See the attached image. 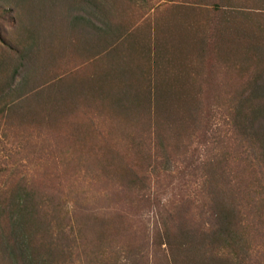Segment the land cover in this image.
<instances>
[{
    "label": "rangeland",
    "instance_id": "rangeland-1",
    "mask_svg": "<svg viewBox=\"0 0 264 264\" xmlns=\"http://www.w3.org/2000/svg\"><path fill=\"white\" fill-rule=\"evenodd\" d=\"M57 1L59 2V0ZM226 1L134 0L144 9L146 4L150 6V8H146V13L140 16L138 23L146 33L147 31L150 33L151 44L148 46L143 41L141 45H138L136 52L139 51L137 54L141 55L139 60H135V55L130 60L127 57L121 58L123 63L117 60L120 65L115 67L114 71L118 73L115 80L122 82L121 88L127 91L131 82H136L138 87L133 92L130 91L133 94L132 99L128 97V94L121 99L120 106L118 103L120 99L109 97L110 102L112 100L116 102V104L114 103L116 109L110 105L105 108L108 112V114L106 113L108 119H123V126H130L128 128L130 136L125 137L126 132L119 128L122 125H118L116 134L119 137H115L114 140L122 143L123 147L129 151L133 149L135 153L132 156L138 155L147 161L145 166L148 169L147 177H151V186L150 189L142 193L132 187L129 189L121 187L118 181L104 184L105 186L101 185L103 178L100 171L93 167V163L86 161L88 160L86 152L82 153L79 147H75L80 143L76 134L81 132L82 126L85 131L91 132L95 127L94 121L97 125L104 124V115L100 113L103 110L98 109L96 105L92 107L87 101L81 104L76 94L72 98H66L63 104L67 110L63 113L62 110L56 109L54 106L53 96L56 94L50 93L51 95H49L47 93L49 88L60 90L65 78L70 73H77L79 76L76 77L79 79L83 77L80 73L83 75L87 73L89 74L87 80L91 82L92 72L97 70L101 72L103 67L106 68L110 65L114 67V64H110L113 55L112 59L122 56L117 52L119 49L115 46L116 44L110 46L106 40L100 39L101 32L98 31L100 34L97 32V27L104 32L106 28L100 21L99 14L97 16L98 12L92 9L91 5H88L86 1L79 2V0L71 4L68 14H64L68 17L65 19L66 23H62L60 19L61 26L58 22L57 24H46V19L42 22L44 29L41 32L49 41L54 39L63 41L62 37H66L68 29H75L74 32L81 39L79 43L76 41L78 51L74 52L70 60H67L68 53L67 55L64 53V57L59 60L61 70L55 79L60 77V80L53 79L54 85H48L46 81L40 83L41 80H37V87L29 82L23 69L16 70L13 66L4 68V62L0 63V72H2L0 79L3 81L9 79L4 84L12 81L11 89L13 90L9 92V95L10 89L8 88L0 93V214L7 219V224L0 219V251L4 250V238H2L4 232L10 231L13 235L22 230L18 229V216L14 212V206L17 204L16 199L19 200V198L23 200L21 203H24L25 193L30 192V185L33 183L36 184V189L40 188L37 192L41 193L39 195L36 191H31V193L37 194L39 199L35 201V204L32 203L33 209L30 217L32 214L34 215L35 223H32V218H30V223L27 226L30 233L26 231L24 240L25 244L31 245L33 254L29 258L34 257L37 261L35 264H135L133 255H137L138 251L134 253L133 246H129L132 242H129L124 233L117 235L118 229L115 224H124L123 226L128 229L126 215H129L131 217L129 231H132L135 222L137 230L143 229L144 233L149 236L148 248L151 256L153 235L151 236L150 233L152 234L155 225L160 224L163 220H170L172 217H176L177 220L184 211L180 209L181 203L188 204L190 211L200 205V203L196 204L199 183L190 176L185 160L183 161L185 167L181 168L182 157L179 153L190 148L202 147L204 144L209 149L213 148L212 140L207 141L209 139L201 137V134L206 130L205 115L208 117L210 115L211 121L213 118L221 116V118L229 120V125L234 119L238 122L235 124L237 127L239 120L234 114L239 108L237 105L240 99L254 100L264 96V69L256 71L253 76L247 75L245 82L240 87L241 91L238 89L239 83L237 85V79H235L239 65L251 63L253 57L250 55L252 54L258 55L259 58L256 60L261 68L264 67V40L254 42L251 35L254 30L259 28L264 31V0ZM52 3L53 0H0V5L6 6L3 12H11L12 10L9 9L16 5L21 14L24 13L23 11L27 13L36 11L34 5L41 11L39 5L44 10ZM4 13L0 14V31H2L0 33V48L4 49L3 52L13 56L14 52L12 54L6 42H9L8 33L12 32L13 23L16 24V20L13 18V12L10 14L11 23L2 19ZM27 13L24 14L27 15ZM90 14L94 16L90 17ZM225 17H232L231 20L236 22L238 20V26L235 28L245 29L247 27L246 29L250 31L251 44L246 45L244 41L237 44L239 51L245 49L248 52L250 47L252 49L250 54L245 51L239 54L237 50V53H232L229 50H233L230 47L234 45L231 44L230 47H226L224 55L219 60L215 54V57L209 54L210 50L204 44H198L196 50L194 47L182 50L185 48L183 47L176 53L169 54L168 58L161 54L160 59L155 60L157 55L155 44L158 41L162 40L165 43V47L164 44L162 45L165 52L167 47L173 49L175 43L170 44L173 42L171 38L176 32L175 28L184 29L185 24L190 22L193 27L189 26V28L193 29L197 27L194 26L200 20L201 23L205 22L200 25L201 31L219 33L224 26H228V19ZM249 22L254 26H251ZM179 23L182 25L178 26ZM205 24L208 26L206 27ZM90 25L93 27L95 25L96 28H89ZM158 27L164 32V35L158 33ZM20 29L18 30L20 31ZM261 33L264 34V32ZM1 34L4 35L5 40ZM200 38L206 40L202 34ZM69 44L73 46L72 40L69 41ZM184 52L188 55L186 58L182 56ZM178 54L181 55L180 58H178ZM226 55L229 58H226ZM167 59H171L170 64L165 61ZM0 61H2V56H0ZM124 62L128 63L124 64ZM248 76L249 80H247ZM76 77L75 79H77ZM231 80L235 81V91L231 88ZM75 82L77 81L73 79L72 85ZM28 83L33 86L28 88ZM51 85L53 86L51 87ZM68 89H72V87H68ZM40 90L42 95L37 96L35 93ZM82 91L86 93H83L82 97L85 100L89 97L93 103L95 102L94 98L101 100L103 97L93 95L91 91H95L94 89L87 88ZM185 94L186 100L184 102L179 100L183 99ZM2 97L4 100L1 99ZM141 98H147L149 104L141 107V103L137 101ZM159 99L162 102L157 105ZM195 100H197V104L193 102ZM188 104H191L202 118L204 116V121L199 120L201 123L199 129L194 130L198 132L199 137L189 130L182 136L181 141L179 139L178 143L176 134L182 130L179 135L181 136L183 129L192 126L190 123L192 116L184 109ZM15 106L18 108H14ZM156 107L160 108L158 113ZM77 113L79 114L77 115ZM84 120L87 122L82 125ZM244 122L251 125L252 133L258 131L257 134L261 136V129L264 131V117L253 120L245 116ZM217 125H220L218 120L213 121L211 130L215 129ZM106 126L107 124L102 127ZM228 127L225 132L227 136L231 135ZM34 129L37 130L36 138H32ZM148 130L155 137L150 142L147 139L146 132ZM156 130H158L157 135L160 138L166 137L167 140L156 138ZM62 131L70 132L71 137L68 140L64 139ZM214 133L216 132L205 134L207 137ZM134 135L140 137L137 138L140 141L139 144L135 142ZM16 137L22 141L21 144L17 142ZM30 137L34 147L29 145L25 146L27 148L25 149L23 141L26 139L28 141ZM171 144L172 149L168 147ZM135 145L142 150L145 149L150 157H144L143 151L136 153ZM156 172H160V176H162L160 180L165 177L170 180L159 186L160 189H157L153 182ZM17 178L23 180L13 183ZM147 184L148 181L140 183L138 186L142 187ZM113 185L115 187H112ZM52 192L55 194L51 195ZM177 208L179 211L176 213ZM202 208H204L202 213L205 214L206 205ZM81 210L84 213L88 211L90 214L91 212H100L99 215L102 219L98 218V224L94 226L90 222L91 219L84 217ZM159 211H163V213L160 214ZM59 214H62L61 217L64 219L57 222L56 217H60ZM11 216H13L12 220L16 221L15 223L8 220ZM205 218L199 212L197 215L191 216L194 221L198 220L197 225L201 224V228L205 224L203 222ZM35 230L36 234L31 232ZM164 232L160 228V234L164 235ZM45 234L47 237H44ZM18 237L14 235L11 240H19ZM160 239L161 248L166 250L165 237ZM4 257H7V254H4ZM16 259L18 262L15 261ZM19 260L21 257L16 256L12 258V263L20 264ZM1 261L6 262L5 258H1Z\"/></svg>",
    "mask_w": 264,
    "mask_h": 264
},
{
    "label": "trees",
    "instance_id": "trees-1",
    "mask_svg": "<svg viewBox=\"0 0 264 264\" xmlns=\"http://www.w3.org/2000/svg\"><path fill=\"white\" fill-rule=\"evenodd\" d=\"M82 1H86L88 5H91L92 9L98 12L96 14L97 16L99 14V19L106 28L104 32L97 27V32H101V34L98 32L100 34V39L106 40L110 46L116 44L115 46L119 49L117 52L122 56L120 58L116 56L117 59H112L114 58L113 55L110 64H114V67L110 65L106 68L103 67L101 72H98V70L92 72L94 78L92 77L91 82L87 80L89 74L85 73V75H83L80 73L83 77L80 76L81 79H79L76 77L79 75L74 72L75 74L70 73V75L65 78L60 90L49 88L47 93L49 95L52 93L56 94L53 96L54 106L56 109L59 108L62 110L63 113L67 110V107L63 104L66 98H72L76 94L81 104L87 101L92 107L96 105L98 109L104 111L100 112L104 115V124L102 126L105 124H107V126L102 127L101 124L97 125L94 121L95 127L93 129L91 126V129H93L91 132L85 131L82 126L81 132L75 133L76 137L80 139V143L75 147H79L82 153L86 152V157L88 158L86 161L88 163H93V167L100 171L103 178L101 185L105 186L104 184H111V182L118 181L120 183L119 186L121 185V187L126 189L132 187L133 189H137L139 193H142L150 189L151 186V177H147L148 169L145 166L147 161L141 156H132L135 153L133 149L129 151V149L123 147L122 143L114 140L115 137H119L116 134L118 125H122V127L119 126V128L126 132L125 137L130 136V130H128L130 126H123V119H108L106 116V113L108 114L106 108L110 105L114 106L116 109V102L113 100L110 102L109 97L112 99H120L118 101L120 106L121 99L127 94L128 97L132 99L133 94L130 91L133 92V90L138 87L136 82H131L127 87V91H125L121 88L122 82L115 80L118 73L114 70L117 65H120L118 61L123 63L121 58L127 57L130 60L131 58L133 59L135 55V60H139L141 55L137 54L139 51L136 52V49L138 50L137 47L141 45V42L145 41L148 46L151 44L150 33L148 31L146 33L138 23L140 16L144 15L146 13V8H150V6L146 4L144 9L134 2V0H79V2ZM74 2H78V0H59V2L53 0V3L44 10H42V6L39 5L41 11L34 5L36 11L32 13L23 11L27 13V15L24 13L21 14L18 8H16V5L9 9L12 10L11 12L4 11L6 12L4 13L3 10L6 6L1 4L0 14L4 13L2 19L8 20L11 23L10 14L13 12V18L16 20V24L13 23L14 27L12 32L8 33L9 36L7 38L9 42H6L8 43L7 46L10 48L7 47V49L11 50L12 54L14 52L13 56L3 52L4 49L2 50V48H0V56H2V61H0V63L4 62V68L13 66L16 70L18 68L23 69L24 75L26 74L29 78V82L37 87V80H41L40 83L46 81L48 85H54L55 82L53 79L60 74L59 71L61 70L59 60L61 57H64V53L66 55L68 53L67 60H70L74 52L78 51L76 44L77 42L79 43L81 39L78 38L74 32L75 29H68L66 31V37H62V39H64L63 41H60V39L49 41L42 33L44 29L42 22L46 19V24H57L58 22L59 26L62 25L61 21L62 23H66L65 19L68 17L64 14H68V10H70L69 7L71 4H74ZM92 16L94 15L90 14V17ZM231 18L232 17H225V19H228V26H224V28L221 29L223 36L221 31H219V33H206V30L201 31L200 25L205 22L201 23L200 20V23L198 22L195 24L194 27L197 26L196 28H189L192 24L190 25V22H187V24L184 23V29L175 28L177 33L173 29L175 34L172 35L171 41L173 42L170 45L175 43L176 46L174 45L173 49L172 47H167L165 52V43L162 40H160L161 42L158 41L155 44L157 53L155 60L160 59L161 54L166 55V58H168L170 57L169 54L176 53L178 49L183 47L185 48L182 50H187L189 47H194L196 50L198 44H204L206 48L210 50L209 54L212 56L215 54L216 58L219 60L221 56L224 55L226 47H230L231 44L234 45L230 47L233 50H229L232 53H237L238 51L240 54L245 51V53L250 54L252 51L250 47L248 52L245 49L239 51V46L237 47V44L243 41L246 42V45L251 44L249 36L250 31L246 29L247 27H245V29L239 27L238 31V29L235 28V26H238V20L236 22L231 20ZM84 20L86 19L84 18ZM206 24L205 26L207 27L208 25ZM249 24L254 26L250 22ZM181 25V23L178 24V26ZM91 27L96 28L95 25L94 27L90 25L89 28ZM233 27L234 29H232ZM18 29H20V31ZM261 29L262 28H259L258 30H254L253 34L251 33L254 42L257 40H264V34L261 33L264 31ZM157 31L159 34L164 35V32L161 31L159 27ZM0 33H2V31H0ZM201 34L206 37V40L200 38ZM1 37L5 40L3 34H1ZM70 40H72L73 46L69 44ZM163 44L164 47H162ZM254 55H250V57H253L251 63L240 64L238 67L235 79H237V85L239 83V90L242 83L245 82V77L247 75L253 76L256 71L264 69V67H260L256 60L259 58L258 55ZM178 56V58L181 57L180 54H178ZM182 56L186 58L188 55L184 52ZM227 57L228 55H226V58ZM244 60L247 61V59ZM165 61L170 64L171 59ZM128 62H124V64ZM135 65H137V63H135ZM99 66H101V63H99ZM135 67L137 68V66ZM1 74L2 72H0V76ZM249 76L247 80H249ZM75 77L77 79H75ZM73 79L77 81L74 85H72ZM8 80L9 79H5L3 81L0 79V93H3V90L7 88L10 89L8 95L10 94L9 92L13 91L11 89L12 81L4 84V82ZM55 80H60V77ZM232 80L231 88L235 91V81ZM87 81L88 83H86ZM30 83L27 84L28 88L33 86L30 85ZM53 85H51V87ZM68 87H72V89H68ZM87 88L94 89L95 91H91L93 95L103 96L102 99L99 100L98 98H94V103L89 97L85 100L82 96L86 93L82 90ZM41 93L40 90L35 94L39 96L42 95ZM122 94L124 95L122 96ZM186 94L184 98L181 97L183 99L179 100L184 102L186 100ZM1 99L4 100L3 97ZM54 99L56 100L54 101ZM248 99L249 98L240 99L237 105L239 108L234 114L238 117L237 120H239L237 127L235 124L238 122L234 119L231 120L229 125V120L221 118V116L220 118H213L212 116L213 121L216 122L218 120L220 125H217L215 129L211 130L213 121L210 120V115L209 117L205 115L207 119L205 133H216H214V135L209 134L207 137L206 134L203 133L201 137L209 139L207 141L212 140V149H209L204 144L202 147L190 148L179 153L182 157L180 163L181 168L185 167L183 164L185 160L190 176L194 177L199 183L196 204L200 203V205L195 206L194 210L190 211L188 204L181 203L180 209L184 211L177 220L176 217H172L170 220H163L160 224L157 223L155 225L152 234L150 233L151 236L153 235L151 256L148 248L150 244L149 236L144 233L143 229L138 231L135 227V222L132 231H129L131 224V217L129 215H126L128 229L123 226L124 224H115V227L118 229L117 235L124 233L129 239V242H132L129 246H133V251L135 250L134 253L138 251L136 253L137 255H133L135 264H170V262H172V264H264V131L261 129V136L257 134L258 131L252 133L250 131L251 129L253 130L251 125H248L247 122L245 124L244 122L245 116L253 120L264 117V96L257 97L254 100ZM137 101L141 103V107H145L149 104L147 98L137 99ZM161 102L162 100L159 99L157 105H160ZM193 102L197 104V100ZM27 104L29 105V103ZM169 105L171 106L170 102ZM185 107L184 109L190 112L192 116L190 121L192 126L191 128L183 129V134L181 136L179 135L182 133V130L177 133L178 135L176 134V136H178V143L179 139L181 141L182 136L188 133L189 130H191V132L193 131L192 134L199 137L198 132L194 130L199 129V125L201 124L199 120L204 121V116L202 118L199 113L197 114V110L192 107L191 104ZM14 108L18 107L15 106ZM159 109V107H156L157 113ZM78 114L79 113H77V115ZM86 122L87 121L84 120L82 125ZM227 127L228 130L231 131V135L229 136L225 135ZM208 128H210L211 131L208 130ZM70 131L72 132L71 129ZM36 133L37 130L34 129L32 138H36ZM69 133L70 132H63V138L68 140L71 137ZM146 133L149 142L152 138H155L150 130ZM157 134L158 130H156V138L163 141L167 140L166 137L160 138ZM134 137L135 142L139 144L140 141L137 140V138L140 137L136 135H134ZM32 138L30 137L28 141L27 139L23 141V147L25 149H27L26 147L29 145L34 147ZM16 140L20 144L22 143V141H19L18 137H16ZM134 147L137 148L136 153H141L143 151L144 157H150L145 149L142 150L138 148L137 145ZM168 147L172 149V144ZM184 149H186V147H184ZM160 175V172H156L153 179L154 186H156L157 189H160L159 186L164 185V182L168 180L167 177L160 180L162 177ZM19 180L23 179L17 178L13 183ZM147 181V185H143L142 187L138 186V184ZM112 187L115 186L113 185ZM23 189L25 190L26 188ZM39 190L40 188L36 189V184L33 183L30 185V192L25 193L26 197L24 203H21L23 200L20 198L19 200L16 199L17 204L14 206L16 211L14 210V212L18 216V229L22 230L15 232L13 235L10 231L2 234V238H4V250H1L2 252L0 251V256L2 259L5 258L6 262L4 263L0 258V264H13L12 258L16 256L21 257V260H19L21 261L20 264H35L37 262L34 257L29 258V256L33 254V251L32 248H30L31 245L25 244L24 236H26V231L29 232L27 226L30 223V218H32L31 222L35 223L34 215L32 214V217H30V215L33 209L32 203L35 204V201L39 199V196L31 193V191H36V193H38L37 191ZM181 192H183V190H181ZM40 193L38 194L40 195ZM54 194V192L51 193V195ZM54 203L57 204L56 201H54ZM205 205L207 211H205L206 213L204 214L202 213L204 209L202 207H205ZM167 206L169 207V205ZM177 211H179L178 208L176 209V213ZM81 212L84 217L89 218V220L91 219L90 222L94 226L98 224L99 219H102L99 215L100 212H91V214L88 211L84 213L81 210ZM197 212L201 213L203 217H206L203 219L206 225L203 224L204 226L202 228L201 224L197 225L198 220L194 221L191 219V216L194 214L197 215ZM159 213L162 214L163 211H159ZM61 215L59 214L60 217H56L57 222L64 219ZM0 219L4 220L7 224L5 216L0 214ZM12 219L13 216L8 220L15 223L16 221ZM66 219L68 220V217ZM160 228L165 231L164 235L160 234ZM31 232L34 234L37 233L36 230ZM14 235L19 236V240H11ZM163 236L167 242L166 250L162 249L160 246V238ZM44 237H47V235L45 234ZM4 254H7V257H4ZM163 259L164 261H162ZM15 261L18 262L17 259Z\"/></svg>",
    "mask_w": 264,
    "mask_h": 264
}]
</instances>
